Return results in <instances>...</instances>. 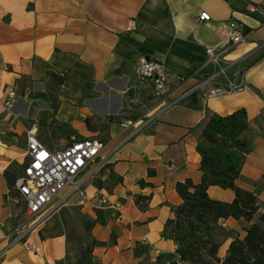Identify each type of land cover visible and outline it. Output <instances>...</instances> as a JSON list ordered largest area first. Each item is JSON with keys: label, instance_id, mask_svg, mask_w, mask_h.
Wrapping results in <instances>:
<instances>
[{"label": "crops", "instance_id": "1", "mask_svg": "<svg viewBox=\"0 0 264 264\" xmlns=\"http://www.w3.org/2000/svg\"><path fill=\"white\" fill-rule=\"evenodd\" d=\"M263 1L0 0V248L3 235L24 214L23 203L10 199L19 195L11 182L28 163L32 125L49 149L64 148L73 135L107 143L106 162L83 187L86 198L73 193L33 234L41 254L17 244L0 264H77L78 236L95 241L91 256L104 264L177 260V243L164 229L182 202L177 183L202 180L195 128L208 111L246 110L253 149L235 183L264 203V26L261 15L246 8ZM203 12L209 20L199 21ZM228 20L246 28L247 40L224 62L243 90L212 98L205 96L206 89L193 90L159 111L152 87L137 77L139 59L155 55L169 68L193 74L185 87L194 85L217 70L207 48L221 43ZM54 74L67 80L61 83ZM133 91H140L143 104L130 102ZM48 93L58 99L56 112ZM146 116L155 118L125 141L121 121ZM53 136L57 140L51 141ZM99 192L108 193L115 207L99 205ZM208 194L225 202L236 198L233 189L218 185ZM263 212L264 207L255 219ZM221 222L231 232L218 252L224 259L234 238L245 235L247 222L234 217Z\"/></svg>", "mask_w": 264, "mask_h": 264}, {"label": "built area", "instance_id": "2", "mask_svg": "<svg viewBox=\"0 0 264 264\" xmlns=\"http://www.w3.org/2000/svg\"><path fill=\"white\" fill-rule=\"evenodd\" d=\"M246 6L249 13L261 15L264 26V1L249 2ZM198 19L209 20L210 14L203 12ZM131 26H135V21H131ZM222 28L224 35L221 43L217 47L207 48L209 63L214 64L217 70L196 81L194 85L185 87L188 81L193 80V74L171 69L164 60L155 55H144L139 59L136 65L137 77L140 82L152 87L159 111L175 106L182 97L193 90L206 89L207 98L243 90V82H237L229 76L224 62L226 55L235 46L247 40L244 24L237 20H228L223 22ZM9 95L13 98L16 91L10 90ZM130 102L134 105L143 104L140 91H133ZM8 106H12L11 100L8 101ZM154 118V116H146L138 120L124 118L120 125L127 132L125 141L141 132ZM38 131L36 124L28 130L29 160L22 174L15 179L14 188L19 195L10 197L16 204L23 203L24 214L16 226L3 235L0 260L9 248L17 244L25 246L35 255H40L42 249L32 242L33 234L47 218L59 211L73 193L79 192L85 199L83 190L85 183L98 173L106 162L102 151L107 143L101 139L80 138L73 135L64 148L49 149L40 140ZM64 192L67 193L61 197ZM97 199L99 205L115 207L110 202L108 193L99 192ZM158 252L160 253L159 250Z\"/></svg>", "mask_w": 264, "mask_h": 264}, {"label": "trees", "instance_id": "3", "mask_svg": "<svg viewBox=\"0 0 264 264\" xmlns=\"http://www.w3.org/2000/svg\"><path fill=\"white\" fill-rule=\"evenodd\" d=\"M54 76L61 83L67 80V76ZM46 95L56 112L58 99L51 93ZM249 128L243 108L228 115L208 111L195 128L200 131L197 151L201 155L202 180L198 184L190 179L177 183L182 202L174 208V217L167 221L164 235L176 241L178 258L159 264H264V212L255 219L264 203L235 183L253 149L247 136ZM14 183L15 180L11 182ZM212 185L233 189L236 198L232 202L211 198L208 189ZM228 217L244 219L247 225L243 227L245 235L236 236L221 259L218 252L223 239L231 236L221 221ZM94 243L82 250L80 264H104L91 256Z\"/></svg>", "mask_w": 264, "mask_h": 264}, {"label": "rangeland", "instance_id": "4", "mask_svg": "<svg viewBox=\"0 0 264 264\" xmlns=\"http://www.w3.org/2000/svg\"><path fill=\"white\" fill-rule=\"evenodd\" d=\"M57 138L58 137L53 136V137H51V141H55V140H57ZM75 235H77L76 232H75ZM77 240H78L76 243L77 246H76L75 251H74L75 253L74 254L72 253V254L75 255L76 257H80L82 250L84 248L88 247L91 242L85 236H82V237L78 236ZM76 257H74V258L72 257V263L76 262V260H75ZM76 263L80 264L78 261Z\"/></svg>", "mask_w": 264, "mask_h": 264}]
</instances>
